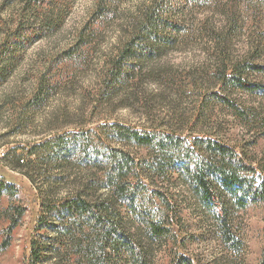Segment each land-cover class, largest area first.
Returning a JSON list of instances; mask_svg holds the SVG:
<instances>
[{
	"label": "trees",
	"instance_id": "1",
	"mask_svg": "<svg viewBox=\"0 0 264 264\" xmlns=\"http://www.w3.org/2000/svg\"><path fill=\"white\" fill-rule=\"evenodd\" d=\"M178 2L153 0L139 13L104 62L95 104L107 105L118 98L128 106L125 102L133 100V92L144 80L163 84L158 83L163 74L151 68L184 36L182 22L173 15L180 10ZM44 4L25 0L15 21L7 22L0 15V56L7 57L4 74L0 67V85L12 73L19 49L60 28L61 14L52 17ZM108 14L106 4L98 3L91 25L97 28ZM92 30L83 29L59 63L79 60L91 43ZM251 72L262 73L264 67L246 60L223 63L212 76L217 91L209 93L207 100L246 119L230 97L261 92L251 81ZM53 78L42 74L30 98L17 106L18 126L24 112L47 103L57 91L60 80ZM11 150L10 168L30 181L39 199L24 264H157L158 256L177 241L172 233L178 209L171 189L175 181L184 185L195 211L217 227L232 250L240 246L232 235L235 212L249 203L264 204V168L254 167L219 140L191 139L168 123L100 121L94 128L55 131ZM8 192L9 186L0 178V201L6 197L7 206L16 212L9 221L10 232L24 210L12 205ZM170 264L196 263L175 252ZM259 264H264V250Z\"/></svg>",
	"mask_w": 264,
	"mask_h": 264
},
{
	"label": "rangeland",
	"instance_id": "2",
	"mask_svg": "<svg viewBox=\"0 0 264 264\" xmlns=\"http://www.w3.org/2000/svg\"><path fill=\"white\" fill-rule=\"evenodd\" d=\"M24 1L0 0V15L7 22L17 20ZM40 1L52 17L61 14L60 28L19 49L12 73L0 85V178L9 186L12 205L24 210L9 232V221L16 212L14 207L9 209L6 197L0 201V264H24L39 215L34 186L10 168L11 149L25 147L55 131L94 128L100 121L168 123L188 138L219 140L235 148L254 167L264 168V72L249 74L261 92L230 97L231 103L247 114L246 119L234 109L207 100L209 93L217 91L212 76L223 63L246 60L264 67V0H204L194 5L180 0V10L173 15L182 22L184 36L151 68L163 74V82H158L163 84L144 80L133 92V100L125 102L128 106L118 98L107 105L95 104L94 97L104 62L153 0ZM101 2L109 14L94 28L93 13ZM88 27L93 28V37L81 58L59 63L60 55ZM6 62V55L0 56L3 74ZM42 74L59 79L60 85L47 103L24 112L22 126H18L17 106L30 98ZM171 186L178 206L172 232L177 241L158 256L157 264H170L175 252L196 264H259L264 250V204L249 203L235 212L232 235L240 246L232 250L221 240L217 227L195 211L184 185L175 181Z\"/></svg>",
	"mask_w": 264,
	"mask_h": 264
}]
</instances>
